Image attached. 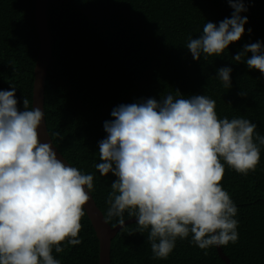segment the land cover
Masks as SVG:
<instances>
[{
	"label": "trees",
	"instance_id": "trees-1",
	"mask_svg": "<svg viewBox=\"0 0 264 264\" xmlns=\"http://www.w3.org/2000/svg\"><path fill=\"white\" fill-rule=\"evenodd\" d=\"M36 0H0V91L16 90L18 108L24 97L32 108L39 48L35 23ZM248 18L242 38L222 55L193 59L186 48L198 38L206 22L217 25L231 18L228 0H50L48 21L52 34V61L45 83V118L49 136L59 153L84 174L94 176L90 191L107 222L112 173L103 176L99 142L106 138L104 122L121 104L137 103L162 95H205L216 103L219 118H245L257 124L264 137V73L232 57L246 44L264 43V0H244ZM249 29L251 32H249ZM251 56V53H248ZM245 57L244 59H246ZM231 67L232 87L217 71ZM241 91L247 96H240ZM59 133L60 135H56ZM260 162L248 174L235 171L221 160L225 173L222 188L237 207L238 240L220 245L231 264H264V145ZM131 213V214H130ZM125 221L135 210H125ZM78 239L82 243L61 247L54 258L61 264H99L100 241L85 214ZM136 222L122 228L111 243L112 264H226L217 245L199 248L187 238L176 240L166 259H154L148 230Z\"/></svg>",
	"mask_w": 264,
	"mask_h": 264
},
{
	"label": "clouds",
	"instance_id": "clouds-1",
	"mask_svg": "<svg viewBox=\"0 0 264 264\" xmlns=\"http://www.w3.org/2000/svg\"><path fill=\"white\" fill-rule=\"evenodd\" d=\"M228 3L234 9L231 18L219 25L206 22L198 38H189L186 48L193 59L222 55L244 35V0ZM232 59L264 73V43L246 44ZM231 73V67L217 71L227 88L232 87ZM176 91L180 95L115 107L113 119L104 122L107 136L99 142L102 162L95 165L103 176L117 177L107 200L108 216L124 225L125 210H135L138 231L148 230L154 259H166L176 240L190 233L201 249L237 242V207L221 186V160L246 175L260 162L254 134L264 145L257 124L221 119L213 99L185 98ZM23 105L21 111L14 87L0 91V264H61L53 250L63 252L65 241L82 243L77 237L94 176L58 158L38 132L43 111L30 109L27 97Z\"/></svg>",
	"mask_w": 264,
	"mask_h": 264
},
{
	"label": "water",
	"instance_id": "water-1",
	"mask_svg": "<svg viewBox=\"0 0 264 264\" xmlns=\"http://www.w3.org/2000/svg\"><path fill=\"white\" fill-rule=\"evenodd\" d=\"M50 0H36L35 2V23L36 29L39 37V54L34 69L35 80L33 89V107H39L43 113L44 117L42 120V127L38 129L39 135L42 142H49L53 145L54 150L57 152L58 158H60L64 163L71 166L70 163L59 153L58 149L53 144L49 132L47 129L46 118H45V83L46 75L49 70L50 63L52 61V49L53 41L52 34L48 21ZM88 218L96 232V235L100 241V261L99 264H112L111 259V243L118 232L125 226L134 223L136 219H130L125 221L124 225L118 224L112 227L105 216L103 215L100 208L97 206L92 194L90 193V201L84 206ZM217 250L221 259L226 264H231V261L225 256L220 245H217Z\"/></svg>",
	"mask_w": 264,
	"mask_h": 264
}]
</instances>
